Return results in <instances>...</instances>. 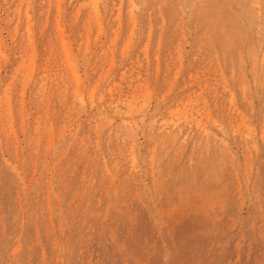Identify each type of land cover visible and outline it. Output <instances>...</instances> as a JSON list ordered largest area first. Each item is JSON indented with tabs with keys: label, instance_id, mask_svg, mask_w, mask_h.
<instances>
[{
	"label": "rangeland",
	"instance_id": "374dc122",
	"mask_svg": "<svg viewBox=\"0 0 264 264\" xmlns=\"http://www.w3.org/2000/svg\"><path fill=\"white\" fill-rule=\"evenodd\" d=\"M0 264H264V0H0Z\"/></svg>",
	"mask_w": 264,
	"mask_h": 264
}]
</instances>
